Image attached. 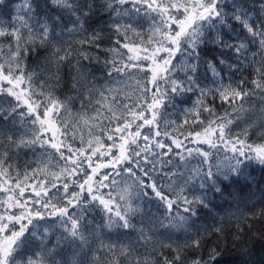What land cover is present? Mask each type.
Here are the masks:
<instances>
[{"label": "snow or ice", "instance_id": "6c2138e0", "mask_svg": "<svg viewBox=\"0 0 264 264\" xmlns=\"http://www.w3.org/2000/svg\"><path fill=\"white\" fill-rule=\"evenodd\" d=\"M255 172L264 0H0V264H264Z\"/></svg>", "mask_w": 264, "mask_h": 264}, {"label": "trees", "instance_id": "16d2710c", "mask_svg": "<svg viewBox=\"0 0 264 264\" xmlns=\"http://www.w3.org/2000/svg\"><path fill=\"white\" fill-rule=\"evenodd\" d=\"M253 175L257 177V179L260 181V184L257 185L256 181H253L251 188L248 190V192L245 193L248 202L254 205L251 208H244L243 205H241V210L245 213L259 212L261 209H264V198H262L260 191L261 186H264V174L255 172L253 173ZM250 223L251 229L247 231L248 237L256 238L258 236L264 235V216H259L258 219L252 220L250 221ZM212 241L215 242L216 238L212 237ZM257 248L259 249V245H257Z\"/></svg>", "mask_w": 264, "mask_h": 264}]
</instances>
